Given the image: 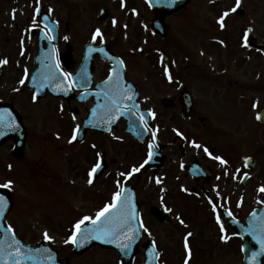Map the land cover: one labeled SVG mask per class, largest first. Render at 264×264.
Returning a JSON list of instances; mask_svg holds the SVG:
<instances>
[{"label":"flooded vegetation","instance_id":"1","mask_svg":"<svg viewBox=\"0 0 264 264\" xmlns=\"http://www.w3.org/2000/svg\"><path fill=\"white\" fill-rule=\"evenodd\" d=\"M250 1L241 0V6L231 12L236 0H192L183 10L166 16L155 33L156 16L149 0H0V34L15 32L18 38L15 60L9 53L0 55V61L7 59L15 67L13 76L0 77V106L15 111L27 129L22 159L27 157L34 128L42 133L37 135L40 142L56 141V133L71 141L93 109L106 115L111 98L105 95L104 85L115 63L103 59V50L123 65L122 87L128 89L131 83L138 91L140 109L133 113L145 129L141 143L127 133L129 120L122 118L108 132L89 130L80 143L66 145L67 162L85 184L80 192L93 204L94 213L100 211L103 195L104 203L113 195L103 193L102 183L123 181L139 166L132 159L141 158V172L133 175L142 179L141 189L135 187V191L148 231L132 264H145L150 242L157 250L158 264L245 262L248 238L239 233L245 230L233 227L226 213L245 222L246 215L264 203L260 191L264 188V68L257 66V56L264 58V0L252 1L253 13L243 9ZM226 11L230 15L221 28L218 20ZM97 30L101 36H95ZM249 37L261 46L249 47ZM222 49L224 54L219 52ZM40 52L48 55L44 66H53L54 58L61 72L71 77L60 82L39 77L32 82ZM214 56L220 65L216 71ZM230 64L244 75L229 76ZM57 90L63 92L59 97ZM150 144L154 145L151 160ZM7 146L14 150L15 142L0 145V185L7 180ZM97 163L101 167L93 179L89 173ZM40 177L45 180L42 185L51 186L54 180L51 172ZM248 189L257 197L252 204H246ZM187 203L195 220L191 224L184 214H175ZM153 208L166 210V221H160L165 214L155 215ZM199 218L203 224H198ZM170 233L174 236H165ZM43 242L52 245L45 238L30 244ZM100 252V247L93 246L78 255L71 246L63 258L68 264H98ZM113 253L117 262L119 255Z\"/></svg>","mask_w":264,"mask_h":264},{"label":"rangeland","instance_id":"2","mask_svg":"<svg viewBox=\"0 0 264 264\" xmlns=\"http://www.w3.org/2000/svg\"><path fill=\"white\" fill-rule=\"evenodd\" d=\"M252 1L253 0L247 5L250 9L248 10L250 13H253ZM12 35L14 36L15 33L12 32ZM16 38L17 37L9 39L6 36L5 40H8L9 47L4 46V43L0 42V52H6V55L11 53L10 56L13 60L17 55V50L15 51V49H13L15 45L14 40ZM213 59L214 62L212 69L216 71L220 66L219 60L217 59L216 62L215 56ZM257 65L264 68V59L257 57ZM2 70H4V72L0 71V77L7 78V76H13L15 67L10 64V66L3 68ZM227 71L229 76L232 77H242L244 75V72L238 73L236 65L233 64H230L227 67ZM32 132L33 135L31 138V145L28 149V158L22 162H17L10 158V161L13 164H11L10 169L8 168V172H11V174L15 173L17 176L15 181L17 184H15L14 189L18 197L17 206L10 216V222L27 243H32L45 238L44 233L47 232L53 245L61 251L62 256H65L70 250L69 235L74 228V225L72 224H76V221L78 223L83 215H92L93 217L95 215L93 212L94 206L93 204L86 202L82 196L85 194L80 191L84 189L83 187L85 184L79 178L77 179L76 174H72L71 167L67 162V159H69V149H66L67 140L58 137L54 142H40L37 139V135H42V133L38 132L35 128ZM9 148V146L6 147V160H9ZM45 158L48 159L47 165H45V162L43 161ZM132 160L134 165H140L141 158L138 160L134 158ZM121 161H124L123 157L121 158ZM130 161L131 160L127 158V164H129ZM29 162H31V164ZM123 164L124 163H121V165ZM28 167H37L38 172L41 171L40 173H45V171L53 173L54 180L51 182V186H47L46 183V185H42L41 182H38L39 176L34 178V175H30L33 173L32 169L34 168L29 169ZM13 174L11 178H13ZM8 177L10 178V176ZM43 181L45 182V180ZM127 182L131 183L138 189H141L142 179L135 177L130 181L119 180L116 185L103 182V193L106 195L114 194L115 192L120 191ZM38 183H40V186ZM85 188V193H87V187ZM250 194L251 193L248 189L247 195L245 196L246 204H252L257 199L256 196ZM106 199V196L103 195L102 208L108 205L104 203ZM185 205H183V207L180 206L175 211V214H184L188 220V224H191L190 222L195 221L192 216L193 210L189 203H187L186 206ZM69 208L71 211L72 209L78 210L81 215H75ZM201 219L203 218H199L200 223L198 224H203L200 221ZM149 225L150 224H148V226ZM164 228L165 227H162L160 230L162 231ZM165 236L171 237L174 236V234L170 233ZM115 259L116 256L113 252L102 251L98 256V264H116Z\"/></svg>","mask_w":264,"mask_h":264},{"label":"snow or ice","instance_id":"3","mask_svg":"<svg viewBox=\"0 0 264 264\" xmlns=\"http://www.w3.org/2000/svg\"><path fill=\"white\" fill-rule=\"evenodd\" d=\"M171 2L174 4L177 2V0H171ZM241 6V0H236V5L231 9V12H235L239 7ZM230 15L229 12H224L221 16V18L218 20L219 25L221 28L225 27V19ZM115 23V22H114ZM102 34L100 33L99 30L96 31L95 36H101ZM94 36V39H95ZM48 39H52V37H48ZM67 39V37H65ZM8 60H2L0 61V65H7ZM55 67L58 69L59 64L57 63ZM61 75H63L66 79L71 77V73H63L61 72ZM47 78L49 80H54L56 78V74L53 71H49L47 74ZM169 79L171 77L169 76ZM21 83L23 84L24 81L22 80ZM75 81H73V84ZM104 87L108 89V91L105 93L106 96H110L111 98V105L106 106V116H112L115 117V112L120 108V106L124 103L125 97H127L128 100H131V96H127V92L121 87L119 82H113V77L110 76L108 81L105 82ZM66 93V89H64ZM97 95H100V93H97ZM123 112H120V115H123ZM141 120L144 119L143 114L140 117ZM257 119H261V117H257ZM111 122V121H110ZM0 123H3L0 121ZM146 123V122H145ZM79 127L75 129V133H79ZM74 133L72 140L69 141L70 143L75 141L77 139V135ZM0 135H3V132H0ZM156 133L153 132V136L155 137ZM177 135H180V133H177ZM149 153H148V159L151 160L152 158V151L151 149L154 147V145L150 144L149 146ZM193 147L195 148H200L201 145L193 143ZM206 153H208L211 156V153H209L207 148L203 149ZM212 159L218 160L221 164H227V161L224 160L221 157L218 156H212ZM11 167V166H9ZM101 167L99 163L96 164V166L92 169V171L89 173L90 177L93 176ZM143 167V165H141ZM139 168H133L131 170V173L134 174L136 172H139ZM123 176L124 173H121ZM131 175V174H129ZM11 181L0 185V188H9L11 187ZM89 183H92V180H89ZM157 183H159V180H157ZM260 191L264 193V188H261ZM6 201L3 196H0V210L3 209ZM215 209V206H214ZM228 215H231L229 212ZM255 215V213H253ZM137 218V214L134 210V206L131 205L130 200L122 195L121 191L115 192L113 196V202L106 205L101 211H99L95 218L92 217H87L85 216L83 219H81L78 223L74 225V235L71 237L70 242L74 243L77 245V247L82 246L77 242V237L83 233L85 230L82 228V225L85 224V222L93 225L91 229L88 230L86 233V237H91L92 239H104L105 242H116L119 240L122 236L124 240L127 241V243H118L117 246L121 247L123 249H127L128 247L131 246V244L135 240L136 236V228L133 227V221H135ZM217 220L219 222V217H217ZM181 224H183V220L180 221ZM142 226V225H141ZM10 232H13L12 240L14 241L15 244V251H8L5 249L2 244H0V259H4L5 264H24V261L26 259L30 260L33 257L28 253L23 250H21L20 247V242L19 240L15 239V233L14 231L9 228ZM145 232H147V228L144 229ZM258 231L261 233H264V226H261ZM191 233H189V236ZM45 239H50L48 236V233H44ZM68 242V241H66ZM262 246H264V239H260L259 241ZM9 248L12 247V244H9ZM185 247H188L187 245V240L185 242ZM191 253L189 252V256ZM8 258H12L9 260ZM49 259L51 257L49 256Z\"/></svg>","mask_w":264,"mask_h":264},{"label":"water","instance_id":"4","mask_svg":"<svg viewBox=\"0 0 264 264\" xmlns=\"http://www.w3.org/2000/svg\"><path fill=\"white\" fill-rule=\"evenodd\" d=\"M187 1L188 0H177V2L173 4L171 2V0H154L155 6L157 7V9H159V10H169V11L178 10L180 7L185 5V3H187ZM6 196H7V200H6L7 207H6V210H5V214H7L9 212V210L11 209V207H12V199H11V197L8 194H6ZM123 196L127 197L130 200V203H131V205L134 206V210H135V212L137 214L136 220L133 221V227H135L136 230H137L134 242L127 249H123V248L117 246L118 243H127V241L124 240L123 236L119 240H117L116 242H105L104 239H99V240L96 239V240L93 241L92 244L93 245L94 244H99V245H101L104 248H112V249H115V250L119 251L121 253V255H122V264H129L130 263L129 262V257L131 256V254L129 255V251L132 250L131 248H134V253L136 252L137 245H138L139 240L141 238L142 226H141V222H140V218H139V212H138V208H137V203H136V200H135L134 193L132 192V189L131 188L130 189H126L125 193L123 194ZM161 219H163V218H161ZM249 222L250 223H248V224H255L253 221H249ZM257 224H264V214H261V215H259L257 217ZM0 229L2 230V232H5L6 237L11 236L10 233L7 230L4 231V224L0 225ZM77 242L79 244H81L80 243V239H78ZM250 243L253 244L252 241ZM8 244H12L13 248L12 249H7L5 247V249H7L8 251H13L14 252L15 251V247H14L15 244H14L13 240L10 241ZM92 244H88V245H92ZM20 247H21V250H23L25 252H28L30 255H31V253H35L36 252V250L31 251L30 250L31 248L25 247L21 243H20ZM82 251H83L82 248L79 249V247H77V252L78 253H82ZM247 251H248V256H249L251 254V250L248 249ZM8 259L11 260L12 258H8ZM34 261H33V258L30 259V260L26 259L24 261V264H35ZM252 262H253L252 258H250V257L247 258L246 264H250ZM0 264H5L4 259L2 260V262ZM49 264H63V261L58 260L57 259V254L55 253L54 259H53V263H51V261H50Z\"/></svg>","mask_w":264,"mask_h":264}]
</instances>
